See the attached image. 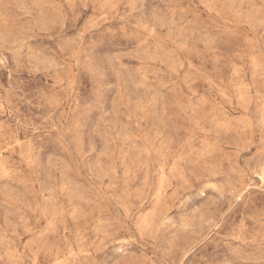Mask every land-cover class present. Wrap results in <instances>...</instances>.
Wrapping results in <instances>:
<instances>
[{
  "label": "rangeland",
  "instance_id": "obj_1",
  "mask_svg": "<svg viewBox=\"0 0 264 264\" xmlns=\"http://www.w3.org/2000/svg\"><path fill=\"white\" fill-rule=\"evenodd\" d=\"M0 264H264V0H0Z\"/></svg>",
  "mask_w": 264,
  "mask_h": 264
},
{
  "label": "bare ground",
  "instance_id": "obj_2",
  "mask_svg": "<svg viewBox=\"0 0 264 264\" xmlns=\"http://www.w3.org/2000/svg\"><path fill=\"white\" fill-rule=\"evenodd\" d=\"M202 195V194H201Z\"/></svg>",
  "mask_w": 264,
  "mask_h": 264
}]
</instances>
